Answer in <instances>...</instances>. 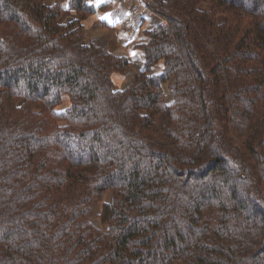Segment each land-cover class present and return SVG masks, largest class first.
<instances>
[{
	"label": "trees",
	"instance_id": "obj_1",
	"mask_svg": "<svg viewBox=\"0 0 264 264\" xmlns=\"http://www.w3.org/2000/svg\"><path fill=\"white\" fill-rule=\"evenodd\" d=\"M68 4L0 0V264H264V0H154L125 87Z\"/></svg>",
	"mask_w": 264,
	"mask_h": 264
},
{
	"label": "crops",
	"instance_id": "obj_2",
	"mask_svg": "<svg viewBox=\"0 0 264 264\" xmlns=\"http://www.w3.org/2000/svg\"><path fill=\"white\" fill-rule=\"evenodd\" d=\"M88 2L94 12L84 21L85 40L100 45L108 44L114 53H126L125 56L131 60V65L132 60L140 57L143 66V56L132 50L133 45L143 39L144 29H151L155 24L162 22V18L158 15L137 18L127 7L115 0H88ZM66 3L68 4V0ZM74 16L75 14L68 8L67 11L64 10L62 19L67 20Z\"/></svg>",
	"mask_w": 264,
	"mask_h": 264
},
{
	"label": "rangeland",
	"instance_id": "obj_3",
	"mask_svg": "<svg viewBox=\"0 0 264 264\" xmlns=\"http://www.w3.org/2000/svg\"><path fill=\"white\" fill-rule=\"evenodd\" d=\"M66 1L67 0H63L64 5H66L65 6V11L68 10V4L66 3ZM153 2H154V0H153ZM67 15H69V13H67ZM116 54H118L120 56H125L126 53H124V52H120V53L116 52ZM141 69H142L141 58L138 57L135 60H132L131 70L123 78V81L121 82V86H123V87L127 86L132 81L133 76L135 74L139 73ZM165 90H166V93H167V96H168V100L172 101L173 100V96H174V81H171L168 84H166L165 85ZM100 211H101V204L100 203H96L94 211H93L91 217H92L93 223L96 226H98V227H101Z\"/></svg>",
	"mask_w": 264,
	"mask_h": 264
},
{
	"label": "built area",
	"instance_id": "obj_4",
	"mask_svg": "<svg viewBox=\"0 0 264 264\" xmlns=\"http://www.w3.org/2000/svg\"><path fill=\"white\" fill-rule=\"evenodd\" d=\"M119 2L121 5L128 8V10L135 17H153L156 16L157 13L152 9V0H115ZM162 22H165L162 19Z\"/></svg>",
	"mask_w": 264,
	"mask_h": 264
}]
</instances>
